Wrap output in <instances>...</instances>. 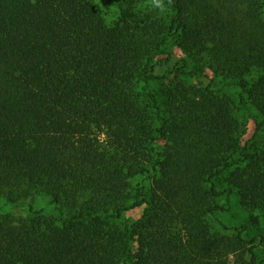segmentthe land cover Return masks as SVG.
<instances>
[{
    "label": "trees",
    "instance_id": "trees-1",
    "mask_svg": "<svg viewBox=\"0 0 264 264\" xmlns=\"http://www.w3.org/2000/svg\"><path fill=\"white\" fill-rule=\"evenodd\" d=\"M151 1L0 0V264H264V0Z\"/></svg>",
    "mask_w": 264,
    "mask_h": 264
},
{
    "label": "rangeland",
    "instance_id": "rangeland-1",
    "mask_svg": "<svg viewBox=\"0 0 264 264\" xmlns=\"http://www.w3.org/2000/svg\"><path fill=\"white\" fill-rule=\"evenodd\" d=\"M100 1L104 8L105 14L111 18L113 14L116 13V9L119 7V0H96ZM162 0H152L151 3L156 6L161 7ZM166 6L163 4L161 7V10H165ZM166 53L160 55L159 58H166L167 53L171 52L172 56L170 57V64L165 63L161 68L160 71L163 72L166 68H172L173 64L176 63L181 57H182V51L180 48L175 44L173 40L168 41L167 46L164 47ZM164 62V61H163ZM208 75L201 78L205 83H208L211 79L215 80V84L217 87H222V89L227 90L230 94L234 95L237 98V95L239 93V87L237 85H233L230 83L229 80L223 79L221 77L216 76L213 72L208 71ZM151 89H153L157 96V103L153 101L154 106H163V99L164 95L162 92V81L155 79L151 81ZM153 113L155 115V118H158V111L157 109L153 110ZM240 113L242 114V117L244 120L247 121V132L244 135L243 140H255L254 139V133L257 129V123L255 119V111L250 110L247 108H243L240 110ZM160 120L158 119V122ZM257 140L264 142V129H261L259 131V135L257 136ZM158 142H161L160 140ZM226 174H222L217 179V185L219 189H225L228 187L226 183ZM151 176H138L133 179V184L135 188H141L143 192H147L151 185ZM141 198L136 197L134 200L139 201ZM230 199V200H229ZM229 199H227L226 195H222L219 198V203L222 207V209L217 211V217L211 219V223L213 225L214 230L224 232V233H233L235 229L240 227L242 224L247 222L249 219L248 213L245 212V209L241 207V205L238 203L237 198L235 195H232ZM1 211L4 212H13L15 214H23L25 212V209L21 207H15L10 205H1ZM146 207V204L140 205L138 207L129 209L124 213V218L129 221H134L135 219H138L144 209ZM228 226L230 229H227L224 227ZM254 230V228H253ZM261 257H264V251H262Z\"/></svg>",
    "mask_w": 264,
    "mask_h": 264
}]
</instances>
